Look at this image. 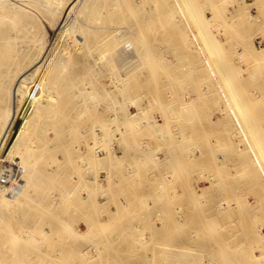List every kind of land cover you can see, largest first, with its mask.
Listing matches in <instances>:
<instances>
[{
    "label": "rangeland",
    "instance_id": "1",
    "mask_svg": "<svg viewBox=\"0 0 264 264\" xmlns=\"http://www.w3.org/2000/svg\"><path fill=\"white\" fill-rule=\"evenodd\" d=\"M190 7L79 18L104 31L81 48L121 26L133 55L120 42L108 66L94 49L53 72L40 106L58 113L22 145L40 206L0 225L18 264H264V0Z\"/></svg>",
    "mask_w": 264,
    "mask_h": 264
},
{
    "label": "bare ground",
    "instance_id": "2",
    "mask_svg": "<svg viewBox=\"0 0 264 264\" xmlns=\"http://www.w3.org/2000/svg\"><path fill=\"white\" fill-rule=\"evenodd\" d=\"M191 3L192 0H0V163L9 159L15 162L11 165L16 167L13 179L6 183L0 182V225L1 222L2 226L8 223L4 230L8 229L11 234V227L15 224V219L12 224V218L4 217L8 211L23 214L40 206L36 195L37 182L29 180L25 174L27 166L22 157L25 145H22L28 124L43 121L42 128H46L45 121L48 122L50 117L58 113L59 105L48 111H42L40 106L42 98L48 95L53 72L66 71V63L78 59L79 52L83 55L96 52L94 49H98L94 63L106 62L108 66L106 60L120 42L126 56L130 58L133 55L131 39L134 38L128 37L131 30L121 26L105 29L107 33H113V38L104 45L95 41L81 48V39L89 43L104 31L91 30L89 25L76 26L79 18L98 16L102 20L132 21L143 20L146 15V18L154 17L170 23L189 16ZM151 4L158 5L157 10L156 7L147 8ZM160 6L163 7L159 9ZM134 41H137L136 38ZM63 55H66L67 61L62 59ZM122 56L118 54L117 59ZM69 87L75 90L76 85L69 82ZM75 97L76 93L73 94ZM125 103L122 102V105L126 106ZM6 235L5 240L0 238V264H18L16 249H13L15 244L12 242L17 236Z\"/></svg>",
    "mask_w": 264,
    "mask_h": 264
},
{
    "label": "built area",
    "instance_id": "3",
    "mask_svg": "<svg viewBox=\"0 0 264 264\" xmlns=\"http://www.w3.org/2000/svg\"><path fill=\"white\" fill-rule=\"evenodd\" d=\"M15 166L4 167L0 170V182L6 183L9 182L10 179H13L16 176Z\"/></svg>",
    "mask_w": 264,
    "mask_h": 264
}]
</instances>
